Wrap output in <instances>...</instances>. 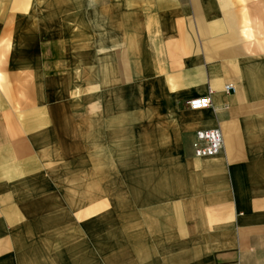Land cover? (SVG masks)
<instances>
[{
  "label": "crops",
  "instance_id": "0c3cea01",
  "mask_svg": "<svg viewBox=\"0 0 264 264\" xmlns=\"http://www.w3.org/2000/svg\"><path fill=\"white\" fill-rule=\"evenodd\" d=\"M57 3L0 0V264H264V0Z\"/></svg>",
  "mask_w": 264,
  "mask_h": 264
},
{
  "label": "built area",
  "instance_id": "2783aa9c",
  "mask_svg": "<svg viewBox=\"0 0 264 264\" xmlns=\"http://www.w3.org/2000/svg\"><path fill=\"white\" fill-rule=\"evenodd\" d=\"M230 88L226 86L225 90ZM212 90L203 97L190 99L186 105L190 110L197 111L212 107ZM193 154L196 158H211L217 156L223 148V136L219 129H203L195 132V139L192 144Z\"/></svg>",
  "mask_w": 264,
  "mask_h": 264
},
{
  "label": "rangeland",
  "instance_id": "374dc122",
  "mask_svg": "<svg viewBox=\"0 0 264 264\" xmlns=\"http://www.w3.org/2000/svg\"><path fill=\"white\" fill-rule=\"evenodd\" d=\"M58 3L60 2L61 4L58 5L57 3V9H58V13H64L66 12L67 10H69L71 8V5L68 4V1H71V0H57ZM36 4L38 5V3H40L38 5V9H39V12L42 13V14H45V13H48V11H52V10H55L56 7H55V0H35ZM37 5L35 7H37Z\"/></svg>",
  "mask_w": 264,
  "mask_h": 264
}]
</instances>
